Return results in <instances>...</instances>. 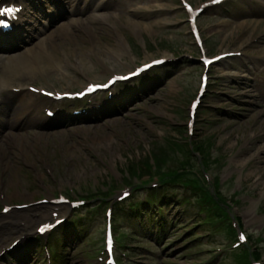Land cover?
Listing matches in <instances>:
<instances>
[{"label": "rangeland", "instance_id": "rangeland-1", "mask_svg": "<svg viewBox=\"0 0 264 264\" xmlns=\"http://www.w3.org/2000/svg\"><path fill=\"white\" fill-rule=\"evenodd\" d=\"M190 1L199 5L207 0ZM238 1L245 4L235 0L230 10L210 9L199 22L207 55L226 50L241 55L224 59L210 71L211 88L204 97L193 133L188 129L189 111L200 75L193 65L198 63L202 53L193 47L192 38L186 35L187 27L182 25L185 15L178 9L179 1L153 0L149 6L141 8L149 12L140 18L128 13L127 6H121L117 12L113 11V17L110 16L108 30L85 23L88 29L75 35L82 39V54L87 56L85 61L80 58L79 62L86 66L83 69L90 75H108L107 70L125 65L131 58L141 63L165 55L184 62V67L180 72L174 68L156 72L152 76L155 80L152 88L117 116L97 120L94 124L77 125L68 131L61 129L41 135L30 132L31 135L15 139L12 155L4 160L5 163L0 162V204L2 208L5 202L8 205L31 204L20 209L23 212L7 213L0 209V221L15 220L16 213H22L25 222L33 224L42 214L30 211L39 204L51 206L52 213L64 212L66 208L61 205L59 210H53L57 209L54 203L41 202V198L57 196L63 191L75 195L89 193L86 209L101 203L100 210L94 214L96 221L93 224L83 221L82 225L74 226L68 223L65 226L67 236L82 234L84 237L77 243L66 237L60 247L67 264H91L92 257L102 249L104 224L98 227V223L104 219V210L121 201L118 197L122 191L129 190L133 199L137 196L141 200L145 196V190L125 189L133 181L134 173H143L150 162L153 167L170 165L201 184L206 194H212L220 212L225 214L222 207L228 210L225 216L229 215L230 222L227 220L223 226L198 224L200 215L193 203L192 189L182 183H174L168 191L173 196L164 209L165 218L177 222L168 231L169 238L162 237L158 242L143 236L137 240L133 238V233L142 230L136 227L137 218H128V212L115 206L118 218L114 213L113 224L117 236L126 232V238L121 236L120 249L135 253L132 264H204L205 261L246 264L247 256L251 259L250 248L259 251L255 257H260L257 260L264 264V107L260 108L264 101L255 96L261 83L245 85L246 79L241 75H249L248 63L253 66L258 62L251 61L252 56L264 54L261 42L264 5L258 1L255 4L258 14L250 15L249 9L236 3ZM118 15L121 18L114 20ZM117 49L124 53L123 58L104 60L99 57ZM188 54L193 58L187 57ZM75 56L78 57L76 52L72 58ZM185 62L190 63L188 67ZM149 77L145 84L152 82ZM191 140L196 152L191 150ZM174 144L188 148V159L184 160V153L179 151L178 156L183 161L176 155L171 162H163ZM200 146L203 148L198 149ZM105 191L108 195L103 202L101 193ZM184 196L192 198L191 201L185 203ZM131 201L125 198L119 206L128 207ZM144 209L140 206L139 211ZM236 216L241 218L240 222ZM240 232L247 235L243 242L249 249L246 254L235 251L243 246L235 247ZM60 234L64 235L62 231ZM34 263V258L26 262Z\"/></svg>", "mask_w": 264, "mask_h": 264}, {"label": "bare ground", "instance_id": "bare-ground-1", "mask_svg": "<svg viewBox=\"0 0 264 264\" xmlns=\"http://www.w3.org/2000/svg\"><path fill=\"white\" fill-rule=\"evenodd\" d=\"M101 54L102 53L99 51V55ZM123 56L124 53L117 49L116 51L106 53L104 54V56H99V57L100 58L103 57L104 60H111V59H121L123 58ZM86 57L87 56L82 54L81 60L85 61ZM4 63L5 65L2 68L0 66V71H2L0 74V88L10 80V75L16 77L18 75H22L23 73H30L33 71V66L29 63L27 56L25 58L23 55L20 54H11V56H8L6 58ZM9 225L10 224H5L4 226L6 227L3 228L7 229L9 228L8 227Z\"/></svg>", "mask_w": 264, "mask_h": 264}, {"label": "snow or ice", "instance_id": "snow-or-ice-1", "mask_svg": "<svg viewBox=\"0 0 264 264\" xmlns=\"http://www.w3.org/2000/svg\"><path fill=\"white\" fill-rule=\"evenodd\" d=\"M18 11V9L14 8H0V16L8 15L14 18L15 12ZM0 26L7 27V23L5 21L0 20ZM41 231H44V229H41Z\"/></svg>", "mask_w": 264, "mask_h": 264}]
</instances>
